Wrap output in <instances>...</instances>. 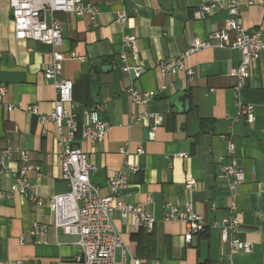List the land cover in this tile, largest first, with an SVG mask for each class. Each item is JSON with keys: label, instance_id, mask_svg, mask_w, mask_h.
Returning <instances> with one entry per match:
<instances>
[{"label": "crops", "instance_id": "0c3cea01", "mask_svg": "<svg viewBox=\"0 0 264 264\" xmlns=\"http://www.w3.org/2000/svg\"><path fill=\"white\" fill-rule=\"evenodd\" d=\"M225 1L219 0V7L202 18L196 17L201 0H85L98 12L95 24L88 15L58 14L63 42L57 51L85 58L63 62L61 77L73 84L72 100L64 107L74 115L79 130L88 124L90 111L110 126L96 145L79 133L74 141L96 168L92 183L107 196L111 178L125 163L139 169L119 198L143 205L156 220L154 229L137 227L132 216L123 218L118 211L112 213V221L125 252L142 264H264V55L240 89L229 74L241 62L238 50L203 48L190 53L183 62L194 70L193 76L184 72L163 76L160 70L164 60L181 56L195 40L205 41L225 28L230 18ZM122 12L127 14L124 23L117 21ZM240 12L246 31H258L264 38V0H241ZM12 28L9 0H0V84L8 88L0 105V159L15 172L18 152L24 151L40 170L29 174L34 185L30 196L1 197L8 193L10 182L0 178V262L79 264L73 259L78 237L56 230L47 206L50 198L68 191L62 180L56 127L42 121L54 110V86L43 75L52 64L53 48L19 41ZM131 35L136 37V61L123 45L124 37ZM122 54L127 55L125 61ZM104 66L111 69L104 72ZM124 66L140 68L142 73L132 80ZM94 85L99 90L98 105L92 96ZM130 89L153 98L134 106ZM163 95L166 99H160ZM177 97L190 101L189 113L171 107ZM238 102L254 106V123L240 117ZM7 106L15 110L9 113ZM30 106L37 113H29ZM142 113L159 114L163 122L153 129L152 121H131L132 115ZM193 115L200 121L195 137L189 135ZM228 141L235 146L232 156L227 154ZM139 146L142 155L137 154ZM123 147L128 151L125 155L120 151ZM9 148L17 151L3 158L2 151ZM228 165L244 174L235 191L222 173L221 167ZM140 172L142 180L137 178ZM189 177L196 182L192 191L185 188ZM167 204L180 208L191 204L207 225L205 232L186 243L182 224L162 221ZM232 204L241 217L234 237L249 244V253L224 242L216 226L229 216Z\"/></svg>", "mask_w": 264, "mask_h": 264}, {"label": "built area", "instance_id": "2783aa9c", "mask_svg": "<svg viewBox=\"0 0 264 264\" xmlns=\"http://www.w3.org/2000/svg\"><path fill=\"white\" fill-rule=\"evenodd\" d=\"M202 6L196 13L197 18L203 14L212 12L219 7V0H201ZM226 9L230 18L225 22V28L208 37L205 41L195 40L189 50L177 58H169L161 62L160 70L163 76L176 75L184 72L188 76L194 75V70L187 68L184 59L192 52L203 48H220L238 50L242 59L238 66L233 67L230 75L238 81L237 89L244 87L250 77L252 66L264 55V38L258 31L249 32L241 24V0H226ZM10 16L13 24L14 37L17 40H33L49 45L53 48L52 64L43 70L44 78L51 82L55 90L54 110L48 117L42 118L43 123H54L57 132V146L60 149L59 157L61 163L62 180L67 184L68 191L64 194L53 196L47 201V206L53 214V226L64 234L78 237V251L73 258L79 264H142L137 258H130L127 254L121 235L115 230L112 221V213L118 211L123 218L133 217L135 225L145 230L152 231L156 220L148 214L144 206L127 204L122 201L120 191L130 182L131 175L139 170L136 166L125 163L110 180V194L102 196L99 188L91 181V174L96 171L87 154L77 146L74 141L79 133L83 140L92 145L102 142L109 131L110 126L104 122L95 111L87 112L88 124L81 126L74 115L66 111L65 105L72 100V82L61 77L63 62L67 60H80L85 58L77 53L65 55L57 49L63 42L62 22L58 14L70 13L78 16L88 15L95 24L97 10L85 0H9ZM127 14H119L117 21L124 23ZM234 32L233 37L229 32ZM211 40H215L211 42ZM123 45L126 50L131 51V57L137 60L136 37L125 36ZM127 55L122 54V61ZM1 58V52H0ZM2 65L0 63V70ZM130 67L124 66L123 70L128 72ZM136 75H140L141 69L134 68ZM8 92L4 84H0V105ZM130 101L134 106H143L153 96L148 92L135 89L129 90ZM240 117L247 124L255 122V108L253 105L238 102ZM14 106H7V111L13 112ZM27 111L35 114L36 108L28 107ZM131 121L153 122V129L163 122L162 116L154 113H142L132 115ZM80 132H79V131ZM235 146L232 141L227 143V154L232 156ZM17 150L6 149L2 151L3 158L10 156ZM122 154H127L126 148L120 149ZM18 168L15 172L10 170L4 160L0 159V178H6L10 182L9 191L1 194L3 198L14 195L22 197L30 196L34 191V185L29 179L31 172H37L40 167L30 162L27 152H18ZM144 153L141 146L137 148V154ZM183 157V156H182ZM222 173L229 180V188L235 191L244 182L243 171L235 165L222 166ZM196 182L189 177L185 188L192 191ZM39 205L42 200L34 198ZM192 205L188 204L182 208L166 205V211L162 221L176 222L184 226V241L189 243L193 236L205 232L207 225L203 218L198 215ZM230 214L216 226L221 232V238L235 249L249 253V244L239 241L234 233L241 223L240 214L235 204H232ZM38 226H34L32 234H36ZM40 233L44 235L45 228L41 227ZM23 243V240H21ZM120 252V257H118ZM0 264H27L23 260L0 262Z\"/></svg>", "mask_w": 264, "mask_h": 264}, {"label": "water", "instance_id": "95a60500", "mask_svg": "<svg viewBox=\"0 0 264 264\" xmlns=\"http://www.w3.org/2000/svg\"><path fill=\"white\" fill-rule=\"evenodd\" d=\"M111 67L110 66H104L102 67V70L104 72H106L107 70H110ZM128 73H129V78H131L132 80H136L138 78V76L136 75V72L134 70V68H130L128 70ZM142 72H140L141 74ZM98 86L97 85H94L93 89H92V96L94 97V101H95V104L98 105L100 100L98 98ZM166 95H163L161 96L160 99H166ZM179 106L181 109H179ZM171 107L174 108L175 112L177 113H180V110L182 112H185V113H189L190 112V101L188 99H185V97H177L175 98L174 102H172L171 104ZM181 112V113H182ZM190 123H191V132H190V136L192 137H195L197 136L199 133H200V121L196 118L195 115H193L191 118H190ZM147 132V131H146ZM136 175H131L130 179L133 180L135 178ZM137 178L138 180H142L143 179V173L140 172L138 175H137Z\"/></svg>", "mask_w": 264, "mask_h": 264}, {"label": "trees", "instance_id": "16d2710c", "mask_svg": "<svg viewBox=\"0 0 264 264\" xmlns=\"http://www.w3.org/2000/svg\"><path fill=\"white\" fill-rule=\"evenodd\" d=\"M186 98H189V96H186Z\"/></svg>", "mask_w": 264, "mask_h": 264}]
</instances>
